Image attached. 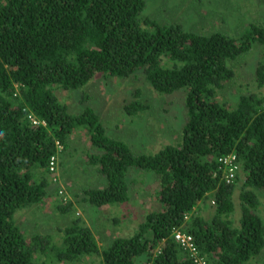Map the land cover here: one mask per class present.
<instances>
[{"label": "trees", "instance_id": "trees-1", "mask_svg": "<svg viewBox=\"0 0 264 264\" xmlns=\"http://www.w3.org/2000/svg\"><path fill=\"white\" fill-rule=\"evenodd\" d=\"M150 1L0 0V264H264V54L250 89L219 96L238 76L237 59L254 46L264 52V19L237 35L196 32L148 15ZM138 73L159 94L184 93L176 142L153 153L133 152L107 134L91 107L72 111L58 94L98 74ZM147 108L139 99L123 106L133 116ZM77 130L92 149L86 163L104 179L83 188L82 201L96 208L128 203L133 170L158 180L157 208L132 234L117 232L103 245L79 216L57 239L15 221L49 196L59 179L49 171L56 142L62 153ZM230 155L235 176L226 182L218 159ZM209 197L213 210L203 216ZM60 201L56 211L71 212L74 203ZM113 223L120 231V219ZM178 230L192 237L196 256L174 239Z\"/></svg>", "mask_w": 264, "mask_h": 264}, {"label": "rangeland", "instance_id": "rangeland-1", "mask_svg": "<svg viewBox=\"0 0 264 264\" xmlns=\"http://www.w3.org/2000/svg\"><path fill=\"white\" fill-rule=\"evenodd\" d=\"M147 14H153L152 17L160 21L181 22L191 31L210 33L225 30L237 35L251 22L264 19V0H151ZM263 54L261 47L254 46L245 56L237 59L232 65L237 69L238 76L225 84L219 96L230 98V95L237 96L240 90L250 89L255 65ZM137 90L140 93L133 96ZM58 94L72 111L91 107L107 134L125 141L137 154L153 153L164 145L175 143L185 119L184 93L159 94L140 73L128 78H105L98 74L85 86ZM135 99L144 102L148 108L137 115H128L123 106ZM85 150H92L89 139L84 131L77 130L71 135L67 149L59 156V179L56 184L51 183L49 196L43 203L15 213V221L27 233H50L57 239L59 228L79 216L92 229L99 244L103 245L117 232L121 235L132 234L142 215L157 208L154 194L158 180L155 175L141 170H133L129 174L131 191L128 203L96 208L82 201L83 188L104 185L103 177L97 175L93 165H88L83 159ZM60 190L62 194H59ZM60 199L74 203L71 212L56 211ZM260 199L261 206H264V191ZM205 204L199 212L203 216L211 214L212 198H207ZM130 214L133 216L127 221ZM116 217L122 222L120 231L113 225Z\"/></svg>", "mask_w": 264, "mask_h": 264}, {"label": "built area", "instance_id": "built-area-1", "mask_svg": "<svg viewBox=\"0 0 264 264\" xmlns=\"http://www.w3.org/2000/svg\"><path fill=\"white\" fill-rule=\"evenodd\" d=\"M27 117L30 121H32L33 124L34 123L35 124H39V123L44 124L43 121L37 120L31 114H29ZM56 149H57V152L54 155H52L50 160H49V171L52 174H56L58 171V154L62 149V145L58 142H56ZM233 160H234L233 155L221 157L218 159V161L224 167V173H225L224 178H225L226 182H230L231 180H233V178L235 176V167L233 165V162H234ZM59 193H61V190L59 191ZM173 237L181 247L189 250L193 256H196V249H195V246L193 244L192 237L189 234H186V233L178 230V231L173 232ZM196 259H198V258H196ZM196 261H197V264H203L200 260H196Z\"/></svg>", "mask_w": 264, "mask_h": 264}, {"label": "crops", "instance_id": "crops-1", "mask_svg": "<svg viewBox=\"0 0 264 264\" xmlns=\"http://www.w3.org/2000/svg\"><path fill=\"white\" fill-rule=\"evenodd\" d=\"M61 153L58 154V162H59V156H60ZM83 159L85 160V162L87 161V150H85V153H84V156H83Z\"/></svg>", "mask_w": 264, "mask_h": 264}]
</instances>
